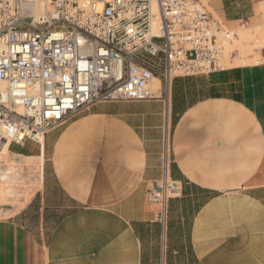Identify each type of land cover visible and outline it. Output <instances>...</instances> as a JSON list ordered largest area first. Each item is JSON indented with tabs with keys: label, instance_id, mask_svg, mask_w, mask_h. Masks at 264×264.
<instances>
[{
	"label": "crops",
	"instance_id": "obj_1",
	"mask_svg": "<svg viewBox=\"0 0 264 264\" xmlns=\"http://www.w3.org/2000/svg\"><path fill=\"white\" fill-rule=\"evenodd\" d=\"M210 8L231 30L264 22V0ZM27 146L13 152L44 156L43 181L22 209L0 208V264H264V60L96 103ZM166 148L181 193L163 226L147 190Z\"/></svg>",
	"mask_w": 264,
	"mask_h": 264
},
{
	"label": "built area",
	"instance_id": "obj_2",
	"mask_svg": "<svg viewBox=\"0 0 264 264\" xmlns=\"http://www.w3.org/2000/svg\"><path fill=\"white\" fill-rule=\"evenodd\" d=\"M237 36L210 0H0V147L41 144L96 103L154 99L176 77L225 70ZM170 166L166 148L147 190L163 226L181 193Z\"/></svg>",
	"mask_w": 264,
	"mask_h": 264
},
{
	"label": "rangeland",
	"instance_id": "obj_3",
	"mask_svg": "<svg viewBox=\"0 0 264 264\" xmlns=\"http://www.w3.org/2000/svg\"><path fill=\"white\" fill-rule=\"evenodd\" d=\"M210 10H212L210 8ZM237 34L234 40V45L230 49H237L238 55L236 58L230 59L229 54L226 56L228 67L233 64H248L264 60V22L254 28H232ZM233 62V63H232ZM44 142V141H42ZM10 148V146H9ZM30 146L22 148L20 145L14 143L10 149L12 153L0 155V208H16L22 209L29 202L25 203V194L29 191L32 192L30 200L35 196L37 190L41 187L43 181V163L44 156H30L21 155L13 151H28ZM47 166V163L45 167ZM12 168L18 174H8L7 171ZM13 176L10 180H3V175ZM14 181V182H13ZM11 187L12 190L8 189ZM7 191H11L12 195L8 196ZM5 196L3 201L2 197ZM25 198V199H24ZM25 203V204H24ZM34 208V207H33ZM67 208H59L53 211L50 218L44 222V234L47 236L50 229L53 227V222H56L60 217L65 214ZM36 213V210L34 208ZM32 224H37V216L33 214ZM39 223V222H38Z\"/></svg>",
	"mask_w": 264,
	"mask_h": 264
},
{
	"label": "bare ground",
	"instance_id": "obj_4",
	"mask_svg": "<svg viewBox=\"0 0 264 264\" xmlns=\"http://www.w3.org/2000/svg\"><path fill=\"white\" fill-rule=\"evenodd\" d=\"M41 6V8H40V10H42V5H40ZM151 88H152V90L153 91H158V93H160V80L159 79H157V78H155L153 81H152V84H151ZM41 143H43V142H41ZM6 153H12V151L10 150V148H9V143L7 142H5L1 147H0V155H2V154H6ZM16 154V153H15ZM17 155V154H16ZM7 173L8 174H15V175H17L18 173L16 172V171H14L12 168H10L8 171H7ZM12 178V180H13V178H15V177H13V176H8L7 174L5 175H3L2 177H1V179H3V180H10ZM11 181V180H10ZM14 182V181H13ZM8 189H10V190H12L11 189V187H9ZM7 193H8V196H10V195H12V192L11 191H7ZM31 194H33L32 192H26V194H25V198H26V200H25V203H27V202H29L30 201V197H31ZM13 196V195H12ZM24 198V199H25ZM2 199H3V201L6 199L5 198V196L4 197H2ZM0 203H4V202H0ZM24 203V204H25Z\"/></svg>",
	"mask_w": 264,
	"mask_h": 264
}]
</instances>
